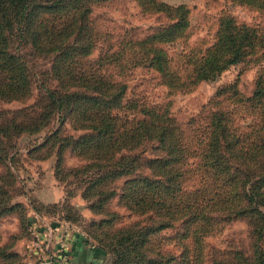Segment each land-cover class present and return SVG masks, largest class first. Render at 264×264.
Returning <instances> with one entry per match:
<instances>
[{
  "label": "trees",
  "instance_id": "trees-1",
  "mask_svg": "<svg viewBox=\"0 0 264 264\" xmlns=\"http://www.w3.org/2000/svg\"><path fill=\"white\" fill-rule=\"evenodd\" d=\"M98 1L105 0H0V103L26 99L32 79L36 89L33 103L0 110V165L5 168L0 172V217L14 211L7 199L16 177L11 150L17 137L46 129L29 152L56 143L57 169L61 150L76 152L86 160L83 168L94 171L82 191L93 202L91 208L101 209L116 196L111 184L123 179L119 205L128 215L142 216L144 223L124 228L100 229L110 222L101 219L84 235L109 257L107 264H264V246L258 243L264 234V74L256 77L243 102L255 115L236 124L229 108L207 111L205 136L191 133V143L166 109L140 106L136 118L119 115L132 105L124 101L125 82L111 79L107 70L121 60L120 68L142 65L153 69L168 88H187L214 79L254 51L264 52V22L237 24L230 15H220L213 41L191 52L185 60L191 68L181 71L160 44L183 35L188 9L136 0L143 11L162 13L168 22L140 39L131 34L119 39L116 51L103 53L91 64L87 57L98 35L90 5ZM231 1L264 15V0ZM25 49L50 56L54 83L45 85L33 71ZM227 89L229 96L236 95ZM50 120L58 125L48 127ZM65 121L80 133L60 135ZM152 151L160 155L152 156ZM189 159L193 167L186 169ZM236 219L247 225L244 243L228 241L222 250L204 247L202 239ZM32 225H26V239ZM166 228L174 229L176 254H163L150 241ZM7 246L0 244V264H19Z\"/></svg>",
  "mask_w": 264,
  "mask_h": 264
},
{
  "label": "rangeland",
  "instance_id": "rangeland-1",
  "mask_svg": "<svg viewBox=\"0 0 264 264\" xmlns=\"http://www.w3.org/2000/svg\"><path fill=\"white\" fill-rule=\"evenodd\" d=\"M156 1L169 7L181 5L188 9V26L183 35L177 40L160 44L171 64L178 66L181 71H189L191 68V65L185 62L191 52L195 53L199 49L202 51L213 41L217 18L220 15H230L237 24L257 25L264 22V15L255 7L231 0ZM90 18L98 35L95 47L87 57L90 63L103 53L116 51L119 48L117 46L119 39H124L129 34L140 39L168 22L162 13L143 11L136 0L94 2L90 5ZM28 53L30 51L25 49L28 63L37 75L45 79V85L54 83L50 74V56ZM120 63L121 60L118 64L107 67V70L111 74V79L125 82L124 101L132 106L124 107L118 114L131 119L138 117L136 110L140 106L158 110L166 109L187 134L186 138L189 142H191V133H198L199 137L205 136L207 111L215 108H229L231 109L229 118L236 124H245L249 115L256 114L254 109L247 107L243 102H246L245 99L250 95L256 77L264 74V52L254 51L242 61L229 65L214 79L202 80L181 89H170L165 86L159 75L151 68L142 65L120 68ZM227 87L235 90L236 95L229 96L230 91ZM31 88V94L26 99L2 102L0 110L17 109L33 103L36 93L33 79ZM235 98L244 100L237 103L234 102ZM57 125V122L50 120L48 127ZM60 130V135L70 137L80 133L79 130L72 129L67 121L62 124ZM45 131L46 129H43L18 136L15 151L11 150V155L14 154L11 170L16 177L11 179L8 187L12 191L7 204L13 203L14 211L0 217V244H10L6 250L16 253L19 264H28L26 249L24 247L19 249L18 245L27 240L26 225L34 224L37 218L50 223L65 222L82 231L84 235L93 232L101 219H110V222L108 225H102L100 229H107L110 225V228L118 226L124 228L133 226L134 223L137 225L144 223L142 216L128 215L119 205L118 188L122 185L123 179L115 180L111 184L116 191V196L110 197L101 209L91 208L90 206L93 205L91 199L82 196L87 180L94 177L93 169L83 168L86 160L78 156L76 152L64 148L60 151L61 158L59 169H57L56 160L59 155L56 143L50 147L44 146V149L37 153L29 152L33 145L41 142ZM150 154L160 155L157 151H152ZM191 162L192 159L187 161L186 169L193 167ZM0 172H5L3 165H0ZM192 174L194 176L195 172L192 171ZM246 226L244 220L236 219L227 222L219 232L202 239L205 243L204 247L222 250L228 241L244 243ZM173 234L174 229L166 228L152 234L150 241L163 254H176L179 247L172 240ZM87 242L94 243L92 240ZM258 243L264 246V234ZM94 248L103 258L100 264H107L109 257L97 246L94 245Z\"/></svg>",
  "mask_w": 264,
  "mask_h": 264
},
{
  "label": "built area",
  "instance_id": "built-area-1",
  "mask_svg": "<svg viewBox=\"0 0 264 264\" xmlns=\"http://www.w3.org/2000/svg\"><path fill=\"white\" fill-rule=\"evenodd\" d=\"M84 238L79 229L63 222H48L42 218L29 228L25 249L31 264H67L71 234ZM28 260V261H29Z\"/></svg>",
  "mask_w": 264,
  "mask_h": 264
},
{
  "label": "crops",
  "instance_id": "crops-1",
  "mask_svg": "<svg viewBox=\"0 0 264 264\" xmlns=\"http://www.w3.org/2000/svg\"><path fill=\"white\" fill-rule=\"evenodd\" d=\"M25 244L26 241H23L21 245H18L19 249L25 248ZM68 246L70 256L67 264H100L103 262L102 256L98 255L94 246L75 233L71 234ZM28 264H31L30 260Z\"/></svg>",
  "mask_w": 264,
  "mask_h": 264
}]
</instances>
